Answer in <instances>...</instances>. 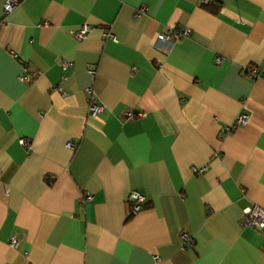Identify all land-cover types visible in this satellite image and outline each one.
I'll list each match as a JSON object with an SVG mask.
<instances>
[{"label": "crops", "instance_id": "obj_1", "mask_svg": "<svg viewBox=\"0 0 264 264\" xmlns=\"http://www.w3.org/2000/svg\"><path fill=\"white\" fill-rule=\"evenodd\" d=\"M5 1L0 264H264V0Z\"/></svg>", "mask_w": 264, "mask_h": 264}, {"label": "built area", "instance_id": "obj_2", "mask_svg": "<svg viewBox=\"0 0 264 264\" xmlns=\"http://www.w3.org/2000/svg\"><path fill=\"white\" fill-rule=\"evenodd\" d=\"M208 2V0H200L201 4H206ZM18 1L17 0H6L4 5H3V10L5 14H9L10 12H12L16 7H17ZM144 9H141V12ZM139 16V15H138ZM89 32V27L88 26H82L80 27L77 31H75L73 33V37L76 40H83L87 34ZM189 31L186 29H180V28H172L170 29L166 34H158L155 37L154 43H153V48L162 54H168L170 49L172 48V45L174 43V41H177L183 37L188 36ZM114 40V38H113ZM71 64L70 63H63L62 67L63 70L67 69L68 67H70ZM246 75L250 78L256 79L259 78L260 75L257 71L255 70H251L249 72H246ZM31 78H33V75H24L22 77H20V81L22 82H29L31 80ZM57 90L60 92L61 88L60 86L57 87ZM88 94L92 95V90L89 89L88 90ZM93 96V95H92ZM92 100H94V97H92ZM90 111L91 113H99L100 111H102V107L99 105H95V104H91L90 105ZM134 119V115L133 113H127L125 115V120H132ZM248 121V117L246 115H240L235 123L233 125H231L230 127H226L224 129H222L220 131L221 134H225L229 131H233L234 129L238 128V127H242L244 125H246ZM20 144L23 146H27L26 141L24 140H20ZM68 147L72 150L75 149V144L74 143H69ZM207 170V168H202V169H197L195 170L196 174H202ZM86 201H91L92 200V196H87L85 198ZM145 201V198L138 192L133 191L129 194L128 196V203L131 207V211L130 214L134 215L136 213H138L139 211L142 210L143 208V203ZM241 226L243 227H247V228H251L257 231H261L264 229V210L260 209L258 207H254L251 209H248L247 211H245L243 218L241 220ZM182 241L189 243L190 239L189 236L186 234H183L181 236ZM10 246L11 247H16L17 246V240L15 238H12L10 240Z\"/></svg>", "mask_w": 264, "mask_h": 264}]
</instances>
